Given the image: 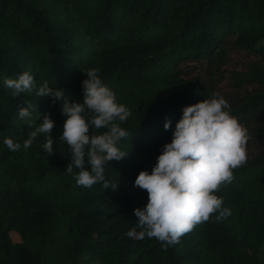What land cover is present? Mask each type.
<instances>
[{
	"label": "trees",
	"instance_id": "16d2710c",
	"mask_svg": "<svg viewBox=\"0 0 264 264\" xmlns=\"http://www.w3.org/2000/svg\"><path fill=\"white\" fill-rule=\"evenodd\" d=\"M228 47L260 59L248 80L262 82L264 0H0V264H264L262 159L233 170V181L215 193L231 210L226 219L212 214L166 250L156 238L126 235L136 227L133 210L148 202L134 186L139 172L151 174L182 109L209 98L198 78L182 77L180 65L216 64ZM90 68L131 111L121 124L130 137L118 145L127 155L106 165L115 191L78 186V170L66 171L71 154L60 140V102L35 91L13 97L4 84L26 71L37 86L47 81L82 104ZM238 102L231 115H255L264 109V90ZM29 105L31 129L17 118ZM45 113L54 121L51 156L43 134L23 148ZM6 137L21 148L10 151Z\"/></svg>",
	"mask_w": 264,
	"mask_h": 264
},
{
	"label": "clouds",
	"instance_id": "9594fccd",
	"mask_svg": "<svg viewBox=\"0 0 264 264\" xmlns=\"http://www.w3.org/2000/svg\"><path fill=\"white\" fill-rule=\"evenodd\" d=\"M99 71L90 68L83 72L86 79L82 81V104L72 101L63 89L50 87L47 81L37 86L26 71L16 78H6L4 84L12 90L13 97L35 91L36 96L60 102L61 115L66 117L60 140L67 143L71 154L66 171L71 174L78 170L74 176L78 186L90 189L100 184L104 191H115L118 183L106 179V165L127 155L118 145L130 137L121 124L131 111L117 102L116 94L102 81ZM30 107L20 108L17 118L29 121L31 129ZM170 126L171 121L166 120L164 129ZM53 128L54 121L45 113L42 122L27 133L23 148H30L43 134L42 149L51 156ZM93 129L104 131L96 134ZM249 139L248 130L230 114V105L219 93L184 107L171 142L164 144L151 174L140 171L134 181L135 187L147 192L148 202L143 209L133 210L136 227L126 235L141 240L156 238L166 250L196 225L209 221L212 214L218 213L217 222L226 219L231 210L222 207L223 199L215 193L233 181V170L246 164ZM3 142L10 151L21 148L12 138L6 137ZM136 228L141 230L137 232Z\"/></svg>",
	"mask_w": 264,
	"mask_h": 264
},
{
	"label": "rangeland",
	"instance_id": "374dc122",
	"mask_svg": "<svg viewBox=\"0 0 264 264\" xmlns=\"http://www.w3.org/2000/svg\"><path fill=\"white\" fill-rule=\"evenodd\" d=\"M257 64H260L257 56L228 47L225 58L216 64L188 61L181 64L179 69L185 79L193 81L198 78L209 98L213 93L223 96L231 110L239 105L238 98L264 90V78L262 82L248 80L252 72L256 73L254 66ZM237 120L248 130L250 137L247 143V161L262 159L264 167V109L260 108L255 115ZM11 239L17 242V235L11 234Z\"/></svg>",
	"mask_w": 264,
	"mask_h": 264
}]
</instances>
